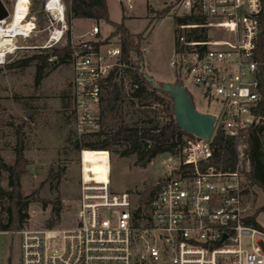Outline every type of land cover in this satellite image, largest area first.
Segmentation results:
<instances>
[{
	"label": "built area",
	"instance_id": "obj_1",
	"mask_svg": "<svg viewBox=\"0 0 264 264\" xmlns=\"http://www.w3.org/2000/svg\"><path fill=\"white\" fill-rule=\"evenodd\" d=\"M2 1V0H1ZM0 19V66L20 49H45L66 42L63 0H44L45 43H24L36 30L29 12L13 29L15 15ZM175 45L170 61L185 88L191 82L206 101L217 103L219 126L236 143L231 167L208 162L210 140L184 137L165 169L157 191L146 200L110 188L106 179L80 170L75 223L66 228H28L19 235V264H264V228L252 215L247 192V143L242 132L261 123L257 65L264 63V0H173ZM32 21L26 33L20 23ZM71 42L73 111L79 135L100 128L105 79L120 55L117 38ZM262 43V44H261ZM187 89V88H186ZM212 135V134H211ZM109 162V160H108ZM253 219V221H252Z\"/></svg>",
	"mask_w": 264,
	"mask_h": 264
},
{
	"label": "rangeland",
	"instance_id": "obj_2",
	"mask_svg": "<svg viewBox=\"0 0 264 264\" xmlns=\"http://www.w3.org/2000/svg\"><path fill=\"white\" fill-rule=\"evenodd\" d=\"M172 1L131 0L132 9H128L127 1L123 0L125 13L128 15L124 18L125 24L132 33L142 34L139 41L141 52L144 47V63L143 58L141 60L135 54H132V59L138 70L142 65L144 72L157 83L178 81L177 71L170 63L176 34L173 28L175 18ZM2 2L11 13L15 0ZM145 2L146 20L143 16ZM147 6L152 12L147 10ZM161 9L166 11L157 17L154 12ZM119 13L120 11L113 7L110 9L112 18L117 19ZM148 18H152V21L144 31ZM71 21V42H76L80 35L88 39L92 24L98 26L100 36L115 38L109 36L113 28L103 21L96 22L89 18H73ZM46 24L44 14L42 25L36 27L34 34L24 44L43 45L48 36ZM64 44L63 41L54 46L61 47ZM49 48L45 49L48 51ZM41 52L46 53L40 48L20 49L10 56L5 65L0 66V157L7 165H14L16 144L18 141L22 143L26 164L25 171L19 177L20 194L25 197L34 192L32 199L27 203L25 211L28 217L23 227L45 228L52 205L60 203L59 220L52 227L66 228L75 223L81 170V149L76 150L68 138L81 137L75 129L70 62L49 64L37 84L34 82V61L25 66L7 67L17 59ZM132 69L129 73L125 71L121 76L123 86L113 106L107 108L106 100L100 102L99 130L101 129L103 134L87 137L88 139H102L105 135L117 131L120 126L141 129L152 125L159 126L167 121V111L163 104L143 105L131 97ZM185 86L192 96L195 108L218 114L217 103L206 101L199 87L191 82H186ZM107 96V89H104L102 98ZM125 148L124 143H113L107 150L83 148L82 165L85 171H91L95 178L100 180L106 179L109 170L111 190H127L140 199L145 196L144 191L149 190L164 176L162 161L167 157V153L156 155L145 167H140L134 163L135 153L123 154ZM0 188L4 191L10 189L8 172L3 169H0ZM250 197L256 207L264 204V195L254 186L250 189ZM8 206V197L2 195L0 222H6ZM256 220L264 228V210L256 215ZM19 253V235L0 230V264H19Z\"/></svg>",
	"mask_w": 264,
	"mask_h": 264
},
{
	"label": "trees",
	"instance_id": "obj_3",
	"mask_svg": "<svg viewBox=\"0 0 264 264\" xmlns=\"http://www.w3.org/2000/svg\"><path fill=\"white\" fill-rule=\"evenodd\" d=\"M43 2L44 0H29V12L35 17L36 26L38 27L41 26L44 21L45 12L43 10ZM63 3L65 5V17L68 23L65 44L61 47L51 46L48 49L49 52L47 49H42V51H46V53L41 52L24 59H17L9 63L7 67L25 66L31 61H34V82L37 84L44 76V69L49 64H64L70 62L71 44L69 31L70 22L73 18H89L96 22L103 21L113 28L109 36H115V38L118 39L121 52L116 64L105 79L104 89H107L108 96L101 98V101L106 100L107 108L113 106L123 86L121 76L126 72L129 73L133 68L131 97L136 98L137 101L143 105L163 104L164 109L167 111V121L159 126L152 125L141 129L120 126L117 131L105 135L102 139L90 140L87 138L103 134L100 129L96 132L83 134L81 137H68L69 141H71V144L76 150L83 148L107 150L113 143H124L126 148L123 154L135 153L136 159L134 163L140 167H145L146 164L158 154H173L178 151L182 139L191 135L180 130L176 126L172 113V101L168 94L161 91L159 88H153L151 84L142 77V74L139 72L132 59V54H135L142 60V52L139 48V41L142 38V34L131 33L123 22L117 23L112 21L109 18L106 0H63ZM147 10L152 12L149 6H147ZM165 11L166 9H161L154 13L159 17L163 15ZM151 21L152 18H148L146 27L151 24ZM257 66V80L261 92L259 111L263 115V120L261 123L250 126L243 131L244 140L247 143L249 159V168L245 172V177L247 192L254 186L264 195V63L262 60L259 61ZM157 84L160 85L161 83ZM210 148L211 157L208 160L209 163L224 167L232 166L235 160L236 143L234 139L227 136L219 126H216L212 132ZM15 151V162L12 166L4 163L0 157V169L8 172V184L10 186L9 191H4L0 188V197L6 195L9 200V206L7 207L8 217L6 222H0L1 231L15 232L23 228L24 222L28 217V213L25 211L27 203L34 195V192H32L25 197H21L19 177L25 171L24 166L26 164L21 142H17ZM160 181L161 180L150 187L149 190L144 191L143 194H145V196L141 197L139 202H146V200L157 191ZM60 207V203L52 205L50 217L45 221V227H52L54 223L59 220ZM262 210H264V204L256 207L252 218Z\"/></svg>",
	"mask_w": 264,
	"mask_h": 264
},
{
	"label": "water",
	"instance_id": "obj_4",
	"mask_svg": "<svg viewBox=\"0 0 264 264\" xmlns=\"http://www.w3.org/2000/svg\"><path fill=\"white\" fill-rule=\"evenodd\" d=\"M7 15L8 10L0 0V19ZM139 72L153 88H159L168 94L172 101L173 118L180 130L204 140L210 138L214 130L215 115L195 108L191 94L182 84L163 82L158 85L152 77L144 72L142 65Z\"/></svg>",
	"mask_w": 264,
	"mask_h": 264
},
{
	"label": "crops",
	"instance_id": "obj_5",
	"mask_svg": "<svg viewBox=\"0 0 264 264\" xmlns=\"http://www.w3.org/2000/svg\"><path fill=\"white\" fill-rule=\"evenodd\" d=\"M127 1V8L128 9H132V5H131V0H126ZM106 4H107V8H108V14H109V18L112 20V21H114V22H117V23H119V22H123V24L126 26V28H127V25L125 24V19L124 18H126L128 15L125 13V11H126V8H125V4L123 3V0H106ZM151 6V5H150ZM114 8L115 10H117V11H120V13H119V17L116 19V18H112L111 17V14H110V9L111 8ZM146 2H145V11H144V18H145V20H146ZM73 20V19H72ZM93 21V20H92ZM71 23H72V21H71ZM92 25H94V24H92ZM91 25V26H92ZM145 27H146V25H145ZM91 29V28H90ZM128 29V28H127ZM145 29V28H144ZM129 30V29H128ZM90 31V30H89ZM130 31V30H129ZM131 32V31H130ZM132 33V32H131ZM88 35H89V32H88ZM90 36V35H89ZM78 37H83V35H80V36H78ZM90 38V37H89ZM143 52H144V47L142 48V58H143V63H144V56H143Z\"/></svg>",
	"mask_w": 264,
	"mask_h": 264
},
{
	"label": "bare ground",
	"instance_id": "obj_6",
	"mask_svg": "<svg viewBox=\"0 0 264 264\" xmlns=\"http://www.w3.org/2000/svg\"><path fill=\"white\" fill-rule=\"evenodd\" d=\"M27 0H18L15 6V15H14V19L13 22L11 23V25H9L10 29L15 30V27L19 24L20 20L22 19V17H24L25 12H26V7H27ZM20 29L23 32H27L29 31L32 27H33V23L32 21H27V23L21 24L20 23Z\"/></svg>",
	"mask_w": 264,
	"mask_h": 264
}]
</instances>
